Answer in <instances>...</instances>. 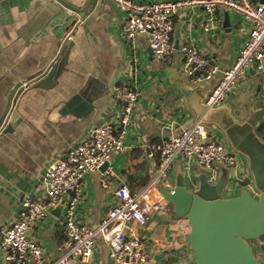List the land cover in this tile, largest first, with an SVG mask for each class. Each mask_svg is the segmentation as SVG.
Masks as SVG:
<instances>
[{
    "label": "crops",
    "instance_id": "crops-1",
    "mask_svg": "<svg viewBox=\"0 0 264 264\" xmlns=\"http://www.w3.org/2000/svg\"><path fill=\"white\" fill-rule=\"evenodd\" d=\"M252 2L264 4V0ZM124 19L108 0H0V120L15 88L0 124V228L16 218L23 197L45 201L43 174L50 162L62 158L93 127L117 119L120 104L115 88L120 84L140 92L123 136L126 150L111 154L106 187L100 184L103 170L84 174L76 216L79 223L98 224L117 203L119 186L135 192L150 184L158 155H148L149 145L179 134L199 119L207 137L222 143L237 162L235 166H213L211 182L227 175L222 196H236L252 184L264 188V113L261 119L254 118L264 111V60L261 69L255 62L245 70L222 104L204 106L209 91L234 62L249 24L234 12L222 11L215 28L205 31L200 9L180 12L172 18L174 52L164 62L152 53L146 34L131 41L122 38ZM68 33L71 39L65 40ZM182 44H194L217 66V72L208 80L193 82L182 66L178 50ZM51 71L48 80L35 86ZM80 92L84 100L95 98L92 107L79 100L71 104L72 111L61 113L60 106ZM178 172L191 191L198 186L199 176L208 177L207 170L180 155L173 162L170 187ZM157 188L151 196L163 208L153 210L146 225L130 222L127 228L150 242L145 245V264H194L193 252L183 242L187 222L174 217ZM62 216L63 207L47 211L29 232L48 263H56L62 255ZM251 244L264 264V241ZM0 264H4L1 252ZM71 264H110L102 238L95 239L88 260L77 258Z\"/></svg>",
    "mask_w": 264,
    "mask_h": 264
},
{
    "label": "built area",
    "instance_id": "built-area-1",
    "mask_svg": "<svg viewBox=\"0 0 264 264\" xmlns=\"http://www.w3.org/2000/svg\"><path fill=\"white\" fill-rule=\"evenodd\" d=\"M125 15L121 36L131 41L146 34L148 45L156 58L168 61L174 47L170 41L174 15L192 9H200L205 17L204 30H213L218 13L230 11L240 15L250 26L232 65L223 71L219 82L209 91L204 100L206 108L222 104L245 70L257 62L261 69L264 60V4L252 0H108ZM71 34L65 36L70 40ZM179 54L184 71L193 82L210 79L217 66L204 56L194 44H182ZM120 111L114 122L107 121L93 127L89 134L62 158L50 162L43 174L45 201L27 195L20 203L16 218L0 228V252L4 264H71L74 259L88 260L95 249V239L101 237L108 248L110 264H145L148 261L146 246L136 231L127 228L130 222L146 225L153 210L163 204L154 201L151 192L155 185L169 190L173 162L177 155L193 160L207 170L208 179L213 177L216 164L235 166L234 155L218 140L209 139L202 124L197 120L179 134L168 135L160 142L149 145V156L158 155V164L153 180L139 191L126 185L115 190L117 203L108 209L105 216L93 227L78 222L77 210L82 196L84 174L98 170L109 161L113 152H124L123 136L129 127L135 103L140 92L126 84L115 88ZM264 135V123L262 125ZM111 171L106 168L100 174V184L107 186ZM212 174V175H211ZM63 201L62 224L65 239L61 244L62 255L56 263H48L43 250L29 235L32 227L47 214V207Z\"/></svg>",
    "mask_w": 264,
    "mask_h": 264
},
{
    "label": "water",
    "instance_id": "water-1",
    "mask_svg": "<svg viewBox=\"0 0 264 264\" xmlns=\"http://www.w3.org/2000/svg\"><path fill=\"white\" fill-rule=\"evenodd\" d=\"M71 9L78 13L83 11ZM51 76L52 71L36 82L35 86H41ZM14 91L15 88L11 90L4 114ZM94 99L84 100L80 92L60 106L59 111H72L71 104L79 100L90 109ZM263 113L255 114L254 118L261 119ZM254 121L252 119L251 124ZM107 166L108 161L99 169L104 171ZM226 180L225 173L214 182L208 179L207 174H203L198 177V186L191 191L187 188L183 174L178 172L171 190L160 185L157 190L162 200L170 205L174 217L186 220L188 232L183 242L193 252L194 264H260L251 242L264 241V188L259 189L252 184L250 188H241L236 196L224 197L222 189ZM62 207L63 201L48 206L47 211L62 210Z\"/></svg>",
    "mask_w": 264,
    "mask_h": 264
},
{
    "label": "rangeland",
    "instance_id": "rangeland-1",
    "mask_svg": "<svg viewBox=\"0 0 264 264\" xmlns=\"http://www.w3.org/2000/svg\"><path fill=\"white\" fill-rule=\"evenodd\" d=\"M216 165L218 166L219 164H216ZM142 242H143L144 245H147V243H150L146 238H145L144 241L142 240ZM254 253H255V252H254Z\"/></svg>",
    "mask_w": 264,
    "mask_h": 264
},
{
    "label": "trees",
    "instance_id": "trees-1",
    "mask_svg": "<svg viewBox=\"0 0 264 264\" xmlns=\"http://www.w3.org/2000/svg\"><path fill=\"white\" fill-rule=\"evenodd\" d=\"M143 183H145V182H143Z\"/></svg>",
    "mask_w": 264,
    "mask_h": 264
}]
</instances>
